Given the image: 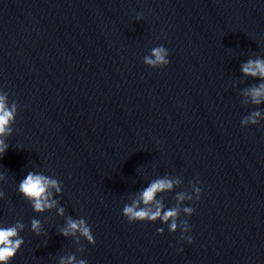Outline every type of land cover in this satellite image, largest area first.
<instances>
[{"label":"clouds","instance_id":"1","mask_svg":"<svg viewBox=\"0 0 264 264\" xmlns=\"http://www.w3.org/2000/svg\"><path fill=\"white\" fill-rule=\"evenodd\" d=\"M139 18V17H138ZM169 52L164 46H157L151 50V56L144 58V63L154 69L166 67L170 61L168 59ZM241 71L245 75L252 77H259L264 79V60L255 59L248 60L241 66ZM244 95L251 97L253 104H260L264 102V83L259 86H253L247 89ZM7 94H0V157L4 155L9 145L5 142L6 137L12 134V125L16 121L17 106L13 103L11 106L7 104ZM261 116L259 111H254L241 121V126L244 127L251 123L252 125L259 124L258 118ZM173 181L168 179H160L152 182L140 195V200L143 201L145 206L155 202V210L149 207L138 208V201H134L132 205H126L123 208L122 214L127 218L129 223L151 221L154 222L157 219L167 223L171 221L169 225L170 232H176L178 224L177 217L179 215L178 208H171L167 211H162V204L155 200L157 193L165 190H171L173 188ZM50 188H54L57 193L61 192V188L57 180L50 179L49 177L37 174L33 172L27 173L24 179L19 182L18 192L27 200L32 203V209L34 212H43L46 209L50 210L57 205L56 200H50L51 192ZM197 193L201 189H196ZM0 195H3L0 192ZM200 197L198 196V199ZM178 200H183L184 196L177 197ZM184 212L191 216L194 212L193 208H185ZM59 215L64 214V209H58ZM184 227L182 229L181 239L186 240L189 244L192 243V237L184 235L190 231V225L188 221H182ZM24 225L16 222L10 226H0V264H10L14 259L22 245L24 239L20 236V232L23 230ZM31 230L37 235L41 234V222L33 219L31 221ZM61 234L64 236L75 235L77 232L84 237L89 244L94 245L96 243L91 227L86 223L84 219L73 220L69 218L67 220V226L62 228ZM162 228H158V233H163ZM60 264H88L85 260H76L75 256H69L67 258H61Z\"/></svg>","mask_w":264,"mask_h":264}]
</instances>
